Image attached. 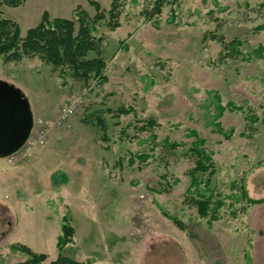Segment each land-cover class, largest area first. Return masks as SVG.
<instances>
[{
    "label": "rangeland",
    "instance_id": "rangeland-1",
    "mask_svg": "<svg viewBox=\"0 0 264 264\" xmlns=\"http://www.w3.org/2000/svg\"><path fill=\"white\" fill-rule=\"evenodd\" d=\"M97 1L108 10L113 0ZM155 1L118 0L120 26L98 22L102 81L39 56L0 58V79L24 91L35 120L78 100L31 156L0 158V264L28 258L13 244L50 264L67 213L64 253L79 261L264 264V0H165L160 13ZM78 6L95 16L89 0L2 11L24 36L45 12ZM197 144L208 170H194Z\"/></svg>",
    "mask_w": 264,
    "mask_h": 264
},
{
    "label": "trees",
    "instance_id": "trees-1",
    "mask_svg": "<svg viewBox=\"0 0 264 264\" xmlns=\"http://www.w3.org/2000/svg\"><path fill=\"white\" fill-rule=\"evenodd\" d=\"M26 1L0 0V58L4 56L8 60L19 61L25 57L39 56L42 60L53 65L54 68L71 69V74L74 77L82 78L86 81L95 76H100L101 81L106 79L103 73L107 62L103 57V49L101 48L103 37L96 35L95 32L98 30V22L103 20L113 30L120 26L119 17L121 10L119 9L118 0H113L108 10L102 8L97 0H89V3L96 10L94 17H91L80 6L73 10L71 18H52L48 12H45L41 21L37 25L30 27L26 34L22 36L19 24L5 17L2 7L4 5L17 7L26 3ZM164 1L156 0L153 12L160 13V8ZM90 53H95L96 55L90 57ZM131 110L132 108L130 107H121L118 109L117 114H128ZM156 122V119H150L142 129L153 128ZM99 123L105 128L101 117L99 118ZM202 142L203 140L199 139V143ZM167 145L177 146L176 143H167ZM193 150L198 155L194 170H208L209 166L213 164L212 158L206 153L204 148H198V144ZM217 203L222 205L220 201H217ZM198 204L201 205L200 201ZM201 208L205 209L204 207ZM169 217L178 226L184 227L183 222L177 220L174 216ZM63 220L62 234L58 236L57 240L59 254L50 264H91L89 261H79L64 253V248L67 244L73 242L75 227L72 225V219L68 213L64 215ZM12 248L16 251H22L28 256L26 260L15 264H43L48 259L46 253L36 252L25 244H13Z\"/></svg>",
    "mask_w": 264,
    "mask_h": 264
},
{
    "label": "water",
    "instance_id": "water-1",
    "mask_svg": "<svg viewBox=\"0 0 264 264\" xmlns=\"http://www.w3.org/2000/svg\"><path fill=\"white\" fill-rule=\"evenodd\" d=\"M35 116L24 91L0 79V158L18 151L29 138Z\"/></svg>",
    "mask_w": 264,
    "mask_h": 264
},
{
    "label": "built area",
    "instance_id": "built-area-1",
    "mask_svg": "<svg viewBox=\"0 0 264 264\" xmlns=\"http://www.w3.org/2000/svg\"><path fill=\"white\" fill-rule=\"evenodd\" d=\"M78 106V100H71L69 103H66L61 111L60 115L55 121H44L43 119L35 120L32 133L25 144L15 153H13L9 158L16 157L18 155L22 157H29L33 154L34 150L38 146H43L48 138V132L50 126L53 124L60 123L62 120L67 119L71 114H73Z\"/></svg>",
    "mask_w": 264,
    "mask_h": 264
},
{
    "label": "crops",
    "instance_id": "crops-1",
    "mask_svg": "<svg viewBox=\"0 0 264 264\" xmlns=\"http://www.w3.org/2000/svg\"><path fill=\"white\" fill-rule=\"evenodd\" d=\"M73 8H74V7L70 8V9H72V10H71L70 17H72ZM51 16H52V17H55V16H53L52 14H51ZM70 17L67 16L66 18H70Z\"/></svg>",
    "mask_w": 264,
    "mask_h": 264
}]
</instances>
